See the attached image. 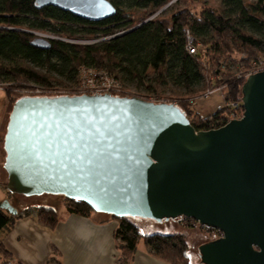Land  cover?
<instances>
[{"label":"water","instance_id":"obj_1","mask_svg":"<svg viewBox=\"0 0 264 264\" xmlns=\"http://www.w3.org/2000/svg\"><path fill=\"white\" fill-rule=\"evenodd\" d=\"M35 6L93 23L117 13L108 0ZM13 101L3 144L11 194L63 196L138 222L194 220L222 233L199 247L196 264H264V71L245 79L243 116L210 131H196L177 105L122 94Z\"/></svg>","mask_w":264,"mask_h":264},{"label":"trees","instance_id":"obj_2","mask_svg":"<svg viewBox=\"0 0 264 264\" xmlns=\"http://www.w3.org/2000/svg\"><path fill=\"white\" fill-rule=\"evenodd\" d=\"M35 1L0 0V82L12 84L5 89L8 99L12 91L26 90L27 83L77 85L83 70H95L145 100L160 101L166 94L179 98L177 106L196 131H210L230 121L228 104L242 102L245 78L238 74L250 70L258 58L264 62V0H220L217 8L207 5L198 13L182 6L184 0H108L117 13L98 23L52 6L37 9ZM191 1L196 8L203 0ZM38 31L55 37L49 39L50 49L33 44ZM221 85L227 105L217 112L205 117L188 104ZM68 201L72 215L89 218L96 213L84 202ZM37 212L40 225L57 226L54 208L43 205ZM2 216L6 223L0 233L9 231L16 218ZM114 218L116 248L124 257L120 264L132 263L141 240L163 261L191 264L184 234L144 235L131 218ZM221 236L219 232L216 240ZM0 258H12L1 239ZM49 264L59 263L54 259Z\"/></svg>","mask_w":264,"mask_h":264},{"label":"crops","instance_id":"obj_3","mask_svg":"<svg viewBox=\"0 0 264 264\" xmlns=\"http://www.w3.org/2000/svg\"><path fill=\"white\" fill-rule=\"evenodd\" d=\"M9 99L0 86V138L8 115ZM6 153L0 144V201L6 198L8 175L4 169ZM1 214V213H0ZM13 215L3 211L2 215ZM0 215V231L6 223ZM12 228L1 232L0 239L11 253L9 262L0 258V264H49L54 259L59 264H120L114 234L117 223L102 222L105 215L93 219L63 215L55 228L42 226L37 218L20 216L17 212ZM131 264H167L147 249L138 245Z\"/></svg>","mask_w":264,"mask_h":264},{"label":"rangeland","instance_id":"obj_4","mask_svg":"<svg viewBox=\"0 0 264 264\" xmlns=\"http://www.w3.org/2000/svg\"><path fill=\"white\" fill-rule=\"evenodd\" d=\"M185 4L182 2V6H185L186 9L195 10V12H200V9L204 8V6L214 7L217 8L220 4V0H203L197 4L194 5L191 0H184ZM254 0H247V3L252 2ZM167 19V18H166ZM170 21V19H169ZM38 34H45L53 36L50 33L47 32H41L38 31L37 33H34V35L38 36ZM54 37V36H53ZM39 38V37H38ZM74 42L77 43H87L89 41L84 40H74ZM264 70V62L258 58L256 62L253 63V66L250 70H243L238 75L244 76L245 79L248 78V74L250 71H257L261 72ZM112 86V82L107 85H101L100 88H105V86L110 87ZM0 86H3L5 89L11 88L12 84L10 83H3L0 82ZM26 90H14L11 92V95L9 96V103L12 101L17 94L27 95V96H54L56 94H68V95H81V94H92V87H89L86 85V83H78L77 85H56L54 87H41L36 86L35 84L27 83ZM225 86L221 85L220 87L211 89L210 91L206 92L205 94L195 97L193 99H190L188 101V104H190L191 108L198 112L202 116H208L213 114L214 112H217L219 109L225 107L227 105L226 101V88ZM109 89V88H107ZM110 89L114 90L115 94H122L127 97H138L143 99L142 97L137 96V93L132 89H127L125 87L118 88L116 87H110ZM165 99V102L170 103H176L178 104L179 98L172 99V96L169 94L162 96ZM145 100V99H143ZM154 100V99H153ZM152 99L146 100L150 102H154ZM229 105V104H228ZM241 110L239 109V117H240ZM9 120V114L5 118L4 122V128L3 132L0 138V144L3 146L4 144V137L6 134L7 124ZM6 198L3 201H0V210L10 213L8 210L2 209L1 206L8 202L12 208H14L20 216H35L37 217L38 212L37 208L39 206H50L54 208L57 211V218L58 221H61V217L63 215H72L67 211V206L69 204V199H66L63 196H55V195H41V196H34V197H25L21 195H15L11 194L8 190L5 192ZM11 214V213H10ZM95 215H99L96 213H93L89 219H93ZM16 216V215H12ZM80 217V216H79ZM85 218V217H84ZM133 222L140 228V231L144 235H152V234H161V235H174V234H184L187 240V249L188 254L190 256L191 264H196L197 262H201V258L199 256V247L209 241L216 240V238L219 236V232L216 229L212 228H206L204 226H200L197 222L194 223L193 220H188L185 218H179L177 220H164L162 223L155 222L154 220H150L145 222L144 219H141V221H136L132 219ZM106 224L109 222L117 223L118 220L116 218H112V216H106V220L104 221ZM59 223V222H58ZM115 243H117L115 241ZM144 243L146 246L144 240H141L139 244ZM147 247V246H146ZM149 250V248L147 247ZM118 251V250H117ZM124 257L119 252V259L122 260ZM165 263L170 264L165 261ZM203 264V263H201Z\"/></svg>","mask_w":264,"mask_h":264},{"label":"built area","instance_id":"obj_5","mask_svg":"<svg viewBox=\"0 0 264 264\" xmlns=\"http://www.w3.org/2000/svg\"><path fill=\"white\" fill-rule=\"evenodd\" d=\"M37 37L48 39V40L55 38L53 36L45 35V34H38ZM188 50L192 54L197 53V50L195 48H193L192 46H189ZM255 73H259V72L251 71L248 74V77L252 74H255ZM82 82L86 83V85H88L89 87H92V89H91L92 94H115L114 90L110 89V87H112V86L116 87L117 86L118 88H123L121 83H119L116 80L112 79L111 77L107 76L103 72L95 71V70H83L81 72V78H80V83H82ZM111 82H112V86L111 85H109L110 87L105 86L104 89L100 88L101 85H107ZM107 88H109V89H107ZM153 101L155 103H167V102H165V99H162L160 101L159 100H153ZM167 104H170V103H167ZM171 104L177 105L176 103H171ZM228 106L232 108L231 115H230V121L235 120V119H240L243 116V114H240V117H239V109L241 110L243 108V102L231 103Z\"/></svg>","mask_w":264,"mask_h":264},{"label":"bare ground","instance_id":"obj_6","mask_svg":"<svg viewBox=\"0 0 264 264\" xmlns=\"http://www.w3.org/2000/svg\"><path fill=\"white\" fill-rule=\"evenodd\" d=\"M38 38V37H37ZM9 121V120H8ZM17 214V213H16ZM13 215H15V214H13Z\"/></svg>","mask_w":264,"mask_h":264}]
</instances>
